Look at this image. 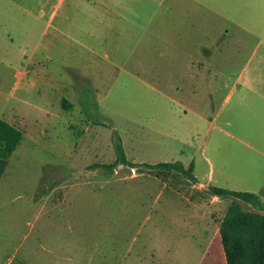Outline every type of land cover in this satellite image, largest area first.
Listing matches in <instances>:
<instances>
[{"label": "rangeland", "instance_id": "374dc122", "mask_svg": "<svg viewBox=\"0 0 264 264\" xmlns=\"http://www.w3.org/2000/svg\"><path fill=\"white\" fill-rule=\"evenodd\" d=\"M116 2L124 11L107 26L40 16L57 0H0V118L26 116L0 182V264H225L231 200L207 190L264 203V0ZM28 63L93 80L47 134L28 83L12 86ZM117 142L135 163H193L198 182L109 171Z\"/></svg>", "mask_w": 264, "mask_h": 264}, {"label": "trees", "instance_id": "16d2710c", "mask_svg": "<svg viewBox=\"0 0 264 264\" xmlns=\"http://www.w3.org/2000/svg\"><path fill=\"white\" fill-rule=\"evenodd\" d=\"M63 109H71L72 104L66 98L61 100ZM23 139L22 129L0 118V159H9ZM115 161L103 166L112 171L117 165H129L133 169L145 167L155 172L157 177L165 179L182 177L188 183H197L193 174V163L185 165L181 161L135 163L127 159L121 143L115 144ZM96 164L93 168H101ZM211 196L230 199L223 216L218 233L225 264H264V203L258 194L229 190L210 186L207 190ZM241 202L250 204L261 211L245 209Z\"/></svg>", "mask_w": 264, "mask_h": 264}, {"label": "crops", "instance_id": "0c3cea01", "mask_svg": "<svg viewBox=\"0 0 264 264\" xmlns=\"http://www.w3.org/2000/svg\"><path fill=\"white\" fill-rule=\"evenodd\" d=\"M49 2V0H48ZM119 4H122V2H116V0H57L56 6L48 7L46 6L45 9H43V5L40 7V16H44L45 12L47 11V16H49V19L54 18L57 16L60 12H67L70 14H75L80 16V20L82 21V25H84L85 22L84 19L95 21L96 24H107L109 26L112 21L113 17H121L120 13H115L113 11L119 10L124 11L123 6H120ZM69 11V12H68ZM30 13V12H29ZM66 14V13H65ZM107 18V20H106ZM91 25V24H90ZM63 29V28H62ZM60 33H62V30L60 29ZM54 45H59V41L57 39V43H54ZM75 51V50H74ZM73 51V54L75 53ZM30 63L27 65H21L19 67H16L13 69L12 72V86L15 88L16 86H19L20 84L27 82L28 83V91L26 92V95H28V102L27 105L30 107L32 111H38L37 113L41 112L46 116V119L44 121V126L46 128L45 133L47 134V131L54 130V115L59 113V109L62 111L61 106V100L63 98L70 99L71 91H75V85L82 84V85H89L93 80L86 74H77L75 70L69 69V80L66 82L61 72L64 70H58L51 67H46L41 70L37 71L35 68H30ZM44 66V65H43ZM62 68L63 65H60ZM91 75L94 74L92 73ZM98 74H96L97 76ZM40 77V84L41 88L38 91L37 89L31 88V82H33L36 78ZM83 77V78H82ZM33 80V81H31ZM96 82H99L98 80H95ZM65 83H69V87L71 89H66ZM78 88V87H77ZM76 88V90H77ZM34 89V90H33ZM84 93L86 88H82ZM64 92L66 97H59V93ZM42 93V94H41ZM35 94V95H34ZM69 94V95H68ZM69 96V97H68ZM59 99V100H58ZM54 100V101H53ZM1 105V100H0ZM55 109H58L57 113H55ZM36 113V114H37ZM25 115L16 114V116H13L9 119L10 124L15 125L16 127L22 129V126L26 123ZM27 127V126H26ZM23 136L26 134V132L22 129ZM41 136L42 134L39 133ZM10 159H0V182L2 178L5 175V171L9 167Z\"/></svg>", "mask_w": 264, "mask_h": 264}]
</instances>
